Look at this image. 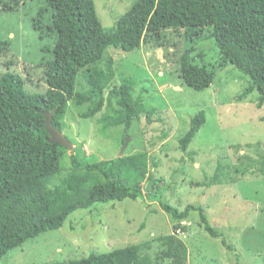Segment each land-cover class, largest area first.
<instances>
[{
  "label": "trees",
  "instance_id": "obj_1",
  "mask_svg": "<svg viewBox=\"0 0 264 264\" xmlns=\"http://www.w3.org/2000/svg\"><path fill=\"white\" fill-rule=\"evenodd\" d=\"M27 1L33 0H0V21L2 13L15 11ZM45 1L33 26L41 31L43 39V17L51 11L48 32L57 34V40L54 58L43 63L45 77L38 81L41 93L34 92L36 80L30 79L26 88L19 75L8 71L11 63L5 70L0 65V259L41 233L62 228L79 209L125 199L164 198L150 174L151 156L147 150L127 153L131 146L128 143L122 156L90 161L83 146L74 147L69 155L70 168L66 169L62 161L68 148L49 140L44 113L54 110L53 124L63 131L65 116L73 106H86L80 116L98 121L102 133L122 127L121 144L125 138L134 140L138 136L134 124L143 121V115L131 94V84L122 83L107 91L115 78L114 58L106 54L109 47L132 51L148 39L161 38L162 32L169 29L175 33L183 29L185 34L181 33L179 39L193 45L190 39L196 43L202 40L203 32L211 30L216 68H229L227 73L232 77L240 75L238 71L248 76L244 99L255 92L257 107L264 105V0H136L114 28L104 27L95 0ZM193 49L187 47L181 55L180 75L186 85L203 90L214 83L216 70L192 63ZM9 51V41L0 39V59ZM145 116L150 118L147 112ZM205 123L203 112L192 118L190 129L180 138L183 150L189 148ZM193 154L189 153L191 157ZM260 164L264 174V154ZM226 168L227 164L220 162L212 178L196 181L195 187L221 184ZM147 180L152 190L145 194L143 183ZM160 204L175 221L176 230H186L182 221L198 211L204 230L213 238L222 237L223 245L234 250L222 231L211 224L203 206L189 204L180 210L168 202ZM163 240L166 250L160 257L157 254L156 262L143 254L140 244H130L50 264H188V248L183 240L175 235Z\"/></svg>",
  "mask_w": 264,
  "mask_h": 264
},
{
  "label": "rangeland",
  "instance_id": "obj_2",
  "mask_svg": "<svg viewBox=\"0 0 264 264\" xmlns=\"http://www.w3.org/2000/svg\"><path fill=\"white\" fill-rule=\"evenodd\" d=\"M95 1L104 27L114 28L136 0ZM45 5V0L27 1L15 11L2 13L0 21V39L10 43V51L0 59L1 69L11 63L8 71L19 75L26 88L30 79L36 80L34 92L38 93L42 91L38 81L45 77L43 63L54 58L57 40V34L52 36L48 32L51 11L43 17V39L41 31L33 26V19ZM210 32H203L202 40L196 43L190 39L192 45L182 37L179 39L185 34L183 29L182 34L169 29L162 32L161 38L148 39L138 49L109 47L106 52L114 58L115 70L107 91L122 83L131 84L133 99L143 115V121L134 124L138 136L130 138L127 153L144 149L149 152L150 174L164 198L125 199L79 209L62 228L43 232L10 250L0 264L67 262L130 244H140L143 254L156 262L157 254L160 257L166 250L163 238L171 235L186 244L188 264H264V174L259 170L264 154V105L257 107L255 92L244 99L248 76L238 71L240 75L232 77L227 73L229 68H216L217 54ZM162 41L164 46L156 45ZM177 41L179 45L175 46ZM187 47L194 48L192 63L216 70L210 87L195 90L183 83L179 60ZM201 50L204 53L199 57ZM86 109L73 106L65 116L63 132L74 147L83 146L90 161L118 156L123 148L122 127L108 128L102 133L98 121L82 119L80 113ZM103 112L105 108L100 114ZM146 112L150 118L144 117ZM200 112L205 114L206 123L189 148L183 150L180 138ZM237 144L238 148L234 147ZM73 150L62 161L66 169L70 168L69 155ZM220 162L227 164L221 184L195 187L196 181L210 180ZM143 187L145 194L152 190L149 180ZM160 202L180 210L189 204L203 206L211 224L222 231L234 250L223 245L222 237L213 238L204 230L198 211L182 221L186 230H176L175 221Z\"/></svg>",
  "mask_w": 264,
  "mask_h": 264
},
{
  "label": "water",
  "instance_id": "obj_3",
  "mask_svg": "<svg viewBox=\"0 0 264 264\" xmlns=\"http://www.w3.org/2000/svg\"><path fill=\"white\" fill-rule=\"evenodd\" d=\"M53 114H54V110L50 113H44L45 115V119H46V129L50 135V142L51 143H56L58 142L60 145L68 148L69 150H73L74 148V143H72L67 136L64 134V132H62L59 128H57L54 124H53ZM130 138H126L125 142L123 144V148L120 152V156H122L125 152V149L129 143Z\"/></svg>",
  "mask_w": 264,
  "mask_h": 264
},
{
  "label": "clouds",
  "instance_id": "obj_4",
  "mask_svg": "<svg viewBox=\"0 0 264 264\" xmlns=\"http://www.w3.org/2000/svg\"><path fill=\"white\" fill-rule=\"evenodd\" d=\"M142 44H144V43H142ZM133 91V90H132ZM132 91H131V94H132ZM132 96H133V94H132ZM135 101V100H134ZM135 102H137V101H135ZM63 132V131H62ZM65 134V133H64ZM66 135V134H65ZM68 138V137H67ZM69 139V138H68ZM70 140V139H69ZM71 141V140H70ZM72 142V141H71ZM73 143V142H72ZM69 150V149H68ZM69 151H71V150H69ZM125 153V152H124Z\"/></svg>",
  "mask_w": 264,
  "mask_h": 264
}]
</instances>
